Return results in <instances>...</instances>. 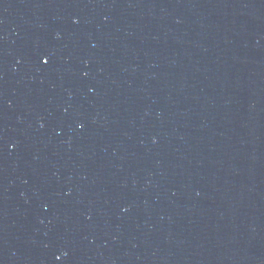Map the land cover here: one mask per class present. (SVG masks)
Segmentation results:
<instances>
[{
    "label": "water",
    "instance_id": "obj_1",
    "mask_svg": "<svg viewBox=\"0 0 264 264\" xmlns=\"http://www.w3.org/2000/svg\"><path fill=\"white\" fill-rule=\"evenodd\" d=\"M0 264H264V0H0Z\"/></svg>",
    "mask_w": 264,
    "mask_h": 264
},
{
    "label": "snow or ice",
    "instance_id": "obj_2",
    "mask_svg": "<svg viewBox=\"0 0 264 264\" xmlns=\"http://www.w3.org/2000/svg\"><path fill=\"white\" fill-rule=\"evenodd\" d=\"M45 63H47V61H45Z\"/></svg>",
    "mask_w": 264,
    "mask_h": 264
}]
</instances>
